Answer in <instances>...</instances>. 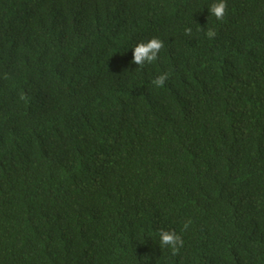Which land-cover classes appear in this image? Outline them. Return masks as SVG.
Here are the masks:
<instances>
[{
    "label": "trees",
    "instance_id": "1",
    "mask_svg": "<svg viewBox=\"0 0 264 264\" xmlns=\"http://www.w3.org/2000/svg\"><path fill=\"white\" fill-rule=\"evenodd\" d=\"M214 2L0 0V264H264V0Z\"/></svg>",
    "mask_w": 264,
    "mask_h": 264
},
{
    "label": "clouds",
    "instance_id": "2",
    "mask_svg": "<svg viewBox=\"0 0 264 264\" xmlns=\"http://www.w3.org/2000/svg\"><path fill=\"white\" fill-rule=\"evenodd\" d=\"M226 3L225 0H216L210 9H208L212 15H214L218 20L222 19L225 13ZM207 35L212 37L214 35L213 31H208ZM163 46V42L158 38H152L147 42H138L133 47V60L132 62L138 66H141L145 63H151L158 58V53ZM168 74L163 73L158 75L152 83L154 86H162L167 79ZM160 243L162 246H169L173 251L176 250V247L180 241V237L171 231H161L159 235Z\"/></svg>",
    "mask_w": 264,
    "mask_h": 264
}]
</instances>
